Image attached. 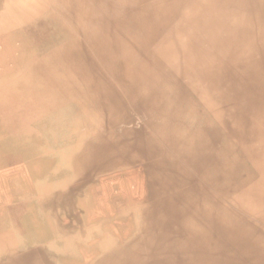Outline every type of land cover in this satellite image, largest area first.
<instances>
[{"label": "bare ground", "instance_id": "6f19581e", "mask_svg": "<svg viewBox=\"0 0 264 264\" xmlns=\"http://www.w3.org/2000/svg\"><path fill=\"white\" fill-rule=\"evenodd\" d=\"M0 114V264H264V0H0Z\"/></svg>", "mask_w": 264, "mask_h": 264}, {"label": "rangeland", "instance_id": "374dc122", "mask_svg": "<svg viewBox=\"0 0 264 264\" xmlns=\"http://www.w3.org/2000/svg\"><path fill=\"white\" fill-rule=\"evenodd\" d=\"M12 92H13V91H12ZM12 92H11V96L14 97V96H15V93H12ZM0 116H1V114H0Z\"/></svg>", "mask_w": 264, "mask_h": 264}]
</instances>
